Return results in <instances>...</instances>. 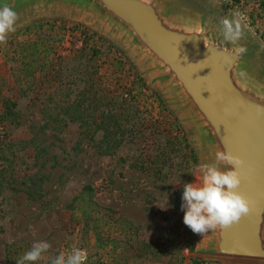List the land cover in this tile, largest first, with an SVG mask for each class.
Wrapping results in <instances>:
<instances>
[{
  "label": "rangeland",
  "instance_id": "1",
  "mask_svg": "<svg viewBox=\"0 0 264 264\" xmlns=\"http://www.w3.org/2000/svg\"><path fill=\"white\" fill-rule=\"evenodd\" d=\"M200 1L239 12L264 64V0ZM33 41L48 51L31 56ZM74 106L86 109L81 119ZM96 124L115 135L91 133ZM198 165L161 93L94 25L37 17L0 44V264L40 241L51 247L31 264L73 249L86 252L85 264H264L196 252L181 197ZM83 200L95 203L87 218Z\"/></svg>",
  "mask_w": 264,
  "mask_h": 264
},
{
  "label": "water",
  "instance_id": "2",
  "mask_svg": "<svg viewBox=\"0 0 264 264\" xmlns=\"http://www.w3.org/2000/svg\"><path fill=\"white\" fill-rule=\"evenodd\" d=\"M4 5L18 15L14 27L55 15L94 25L161 93L200 164L214 163L215 153L223 150L241 158L237 191L250 212L229 227L198 235L196 252L264 261V116L256 111L264 106V64L244 28L238 42L224 41L220 21L232 16L200 0H0ZM238 46L247 52L231 55ZM200 177L198 172L194 183Z\"/></svg>",
  "mask_w": 264,
  "mask_h": 264
},
{
  "label": "clouds",
  "instance_id": "3",
  "mask_svg": "<svg viewBox=\"0 0 264 264\" xmlns=\"http://www.w3.org/2000/svg\"><path fill=\"white\" fill-rule=\"evenodd\" d=\"M239 12L233 18L227 17L220 21V31L224 41L236 43L244 36V30ZM18 19L17 13L9 5L0 7V44L7 41L8 33L15 31ZM247 52L244 46H238L231 55L240 56ZM246 73L241 71V76ZM225 115L231 114L228 106L223 108ZM257 115L264 116V106H257ZM225 166L222 170L221 166ZM244 165V161L228 151H217L214 163L198 165L201 177L196 183H185L183 186L181 211L184 213L183 223L195 234L204 236L218 227H229L238 223L242 216L250 212L249 202L237 191L242 183L237 169ZM167 205V202H166ZM165 205V206H166ZM164 208V207H163ZM51 245L46 241L33 244L16 264L36 262ZM87 254L81 249H73L65 255L61 253L52 260V264H85Z\"/></svg>",
  "mask_w": 264,
  "mask_h": 264
},
{
  "label": "trees",
  "instance_id": "4",
  "mask_svg": "<svg viewBox=\"0 0 264 264\" xmlns=\"http://www.w3.org/2000/svg\"><path fill=\"white\" fill-rule=\"evenodd\" d=\"M261 6H264V1H262L261 2ZM28 44V46L29 47H31V49H32V53H31V56L32 55H35V54H37V53H34V52H37V50H38V48L39 47H41L42 48V51L44 52V53H46L47 51H48V47L44 44V43H38V42H36V41H33V42H29V43H27ZM27 44H26V46H27ZM29 65H32V64H29ZM28 74H30V73H28ZM66 109H69V106H68V108H66ZM74 110H78V118H82V115H83V113L86 111V109H82L81 110V106H80V112H79V107L78 106H74ZM73 110V111H74ZM68 115V117L70 118V120H72L73 118H72V114L70 113V114H67ZM82 124H83V122H82ZM100 128H103L104 129V131L107 133V134H110V135H115V133L116 134H120L123 130H122V124H120V122L119 121H115L114 123H113V125H112V128H114L115 129V133L114 132H108V127L107 126H104V127H102L100 124H96V128L93 130V131H91V133H94L96 130H98V129H100ZM115 141V147H118L122 142H123V140H122V138H121V136H120V138H117V139H115L114 140ZM191 159L195 162L196 161V158H195V156L192 154L191 155ZM85 189H90V188H88V187H86ZM86 201V202H85ZM91 200H83V204L86 206V207H84L83 209H82V213H83V215H84V218H87L88 217V215H89V211H90V209H91V207L92 206H95V203H93V202H90ZM12 264H13V262H12Z\"/></svg>",
  "mask_w": 264,
  "mask_h": 264
},
{
  "label": "built area",
  "instance_id": "5",
  "mask_svg": "<svg viewBox=\"0 0 264 264\" xmlns=\"http://www.w3.org/2000/svg\"><path fill=\"white\" fill-rule=\"evenodd\" d=\"M203 264H217V263H215V262H208V261H204V263Z\"/></svg>",
  "mask_w": 264,
  "mask_h": 264
}]
</instances>
